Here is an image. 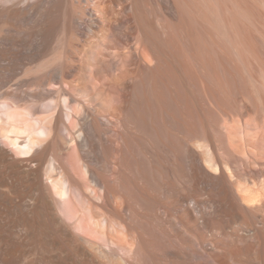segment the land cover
<instances>
[{
    "label": "bare ground",
    "instance_id": "6f19581e",
    "mask_svg": "<svg viewBox=\"0 0 264 264\" xmlns=\"http://www.w3.org/2000/svg\"><path fill=\"white\" fill-rule=\"evenodd\" d=\"M0 264H264V0H0Z\"/></svg>",
    "mask_w": 264,
    "mask_h": 264
}]
</instances>
